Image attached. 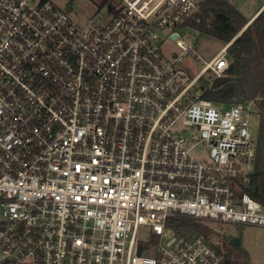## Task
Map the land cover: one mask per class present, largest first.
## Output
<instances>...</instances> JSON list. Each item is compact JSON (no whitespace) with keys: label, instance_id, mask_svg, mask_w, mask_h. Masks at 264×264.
I'll use <instances>...</instances> for the list:
<instances>
[{"label":"built area","instance_id":"1","mask_svg":"<svg viewBox=\"0 0 264 264\" xmlns=\"http://www.w3.org/2000/svg\"><path fill=\"white\" fill-rule=\"evenodd\" d=\"M107 1L79 21L0 0V264H226L169 223L264 226L245 104L201 84L225 74L231 42L207 61L187 40L202 0Z\"/></svg>","mask_w":264,"mask_h":264},{"label":"trees","instance_id":"2","mask_svg":"<svg viewBox=\"0 0 264 264\" xmlns=\"http://www.w3.org/2000/svg\"><path fill=\"white\" fill-rule=\"evenodd\" d=\"M250 20L230 0H202L185 24L225 44L233 39L228 47V69L224 75L203 84V95L224 104L253 102L256 105L260 115L257 155L255 170L245 189L264 204V7L237 35ZM169 224L186 236L209 237L214 233L211 226L185 216L172 217ZM213 242L225 252L226 264H251L249 253L233 239L229 243L236 254L222 242Z\"/></svg>","mask_w":264,"mask_h":264},{"label":"rangeland","instance_id":"3","mask_svg":"<svg viewBox=\"0 0 264 264\" xmlns=\"http://www.w3.org/2000/svg\"><path fill=\"white\" fill-rule=\"evenodd\" d=\"M60 5L63 9L67 10L75 19L84 21L89 18L102 20L107 17L105 10L109 2L107 0H53ZM231 4L234 2L235 7L240 10L247 18L261 6L264 0H230ZM243 29V28H242ZM186 34L187 40L190 41L196 51L201 54L203 59L209 61L214 57L224 45L223 41L209 36L203 32L197 31L192 27H186L183 30ZM233 39L230 41L232 42ZM229 43V42H228ZM165 50L171 52L178 50L176 40H167ZM187 68L194 74L198 73L204 66L202 61H199L191 56L187 59ZM215 77L212 72H207L201 79V84L211 80ZM202 92L201 87L198 90ZM244 115L249 118V128L252 137L258 141L259 138V123L260 115L258 114L257 107L253 102H246ZM198 153L207 154L206 150H199ZM209 226L213 228V232L208 238L213 241L222 242L227 249L232 253L234 247L229 243L233 236H239L241 239L240 246L249 253L251 264H264V226L260 225H240L235 223H225L211 221ZM166 238L170 236V232L166 231Z\"/></svg>","mask_w":264,"mask_h":264},{"label":"water","instance_id":"4","mask_svg":"<svg viewBox=\"0 0 264 264\" xmlns=\"http://www.w3.org/2000/svg\"><path fill=\"white\" fill-rule=\"evenodd\" d=\"M232 4L234 5V2H232ZM252 21V19L243 27V29L237 34L240 35L241 32L249 25V23ZM176 36V34L174 35ZM233 241L235 242V244L240 245L241 244V239L239 236H233Z\"/></svg>","mask_w":264,"mask_h":264},{"label":"crops","instance_id":"5","mask_svg":"<svg viewBox=\"0 0 264 264\" xmlns=\"http://www.w3.org/2000/svg\"><path fill=\"white\" fill-rule=\"evenodd\" d=\"M264 7V2L261 4V6L250 16V18L252 19L258 11H260L262 8Z\"/></svg>","mask_w":264,"mask_h":264},{"label":"bare ground","instance_id":"6","mask_svg":"<svg viewBox=\"0 0 264 264\" xmlns=\"http://www.w3.org/2000/svg\"><path fill=\"white\" fill-rule=\"evenodd\" d=\"M257 13H258V12H257ZM256 15H257V14H256ZM256 15H255V16H256ZM255 16H254V17H255ZM254 17H253V18H254Z\"/></svg>","mask_w":264,"mask_h":264}]
</instances>
